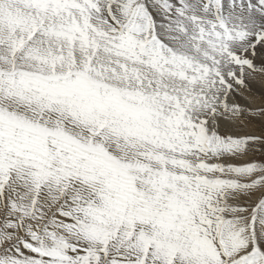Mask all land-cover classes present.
<instances>
[{"label":"snow or ice","instance_id":"6c2138e0","mask_svg":"<svg viewBox=\"0 0 264 264\" xmlns=\"http://www.w3.org/2000/svg\"><path fill=\"white\" fill-rule=\"evenodd\" d=\"M0 264H264V0H0Z\"/></svg>","mask_w":264,"mask_h":264}]
</instances>
